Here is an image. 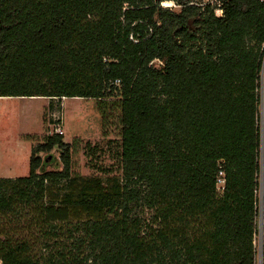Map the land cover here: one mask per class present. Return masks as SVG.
I'll return each mask as SVG.
<instances>
[{
    "label": "trees",
    "instance_id": "trees-1",
    "mask_svg": "<svg viewBox=\"0 0 264 264\" xmlns=\"http://www.w3.org/2000/svg\"><path fill=\"white\" fill-rule=\"evenodd\" d=\"M263 45L264 0H0V97L120 99L122 163L72 177L61 134L34 146L0 178L1 264H255ZM70 216L36 258L22 232Z\"/></svg>",
    "mask_w": 264,
    "mask_h": 264
},
{
    "label": "rangeland",
    "instance_id": "rangeland-1",
    "mask_svg": "<svg viewBox=\"0 0 264 264\" xmlns=\"http://www.w3.org/2000/svg\"><path fill=\"white\" fill-rule=\"evenodd\" d=\"M163 3H166L161 4L165 9L178 10L172 2ZM263 80L264 62L261 72L262 84ZM262 108L260 107L259 112ZM262 114L264 124V112ZM57 129L61 130L63 142L72 145L70 176L99 178L104 183L110 177L122 178L120 99L61 98L60 100H48L46 98L8 97H0V178L27 176L31 149L45 143L47 137L51 135H60L56 132ZM61 153L62 151L57 147L50 152L40 153L39 156L45 160L43 171L62 170L64 164ZM263 174L264 151L260 156L259 186L256 191L259 217L256 234L253 237L256 251L255 264H264L262 251L264 246ZM221 185L220 183L219 187ZM218 192L222 193L221 188ZM144 212L148 217L150 212L147 210ZM78 221L77 218L70 216L69 223L61 224L62 234L57 231L55 236L47 237L48 239H45L40 231L41 228L48 231L50 228L48 226L34 225L22 233L31 239L32 243L37 239L33 253L36 258H45L49 252L61 245L69 246L68 243L71 242L69 232L70 234L72 232L70 224Z\"/></svg>",
    "mask_w": 264,
    "mask_h": 264
},
{
    "label": "built area",
    "instance_id": "built-area-1",
    "mask_svg": "<svg viewBox=\"0 0 264 264\" xmlns=\"http://www.w3.org/2000/svg\"><path fill=\"white\" fill-rule=\"evenodd\" d=\"M217 12H219V13L221 14L220 11H217ZM217 12H216V13H217ZM220 14H219V15H220ZM56 132L62 134V133H61V130H59V129H57ZM220 183L222 184L221 187H219V184H220ZM220 188H221V192H223V191H224V179L222 178V173H220V177L217 179L216 191L218 192V191L220 190ZM218 193H219V192H218Z\"/></svg>",
    "mask_w": 264,
    "mask_h": 264
},
{
    "label": "water",
    "instance_id": "water-1",
    "mask_svg": "<svg viewBox=\"0 0 264 264\" xmlns=\"http://www.w3.org/2000/svg\"><path fill=\"white\" fill-rule=\"evenodd\" d=\"M262 112H263V109H262V111H261V131L263 132V120H262V118H263V114H262ZM262 144H263V142H262ZM261 155H263V145L261 146ZM263 179H264V174H263Z\"/></svg>",
    "mask_w": 264,
    "mask_h": 264
},
{
    "label": "crops",
    "instance_id": "crops-1",
    "mask_svg": "<svg viewBox=\"0 0 264 264\" xmlns=\"http://www.w3.org/2000/svg\"><path fill=\"white\" fill-rule=\"evenodd\" d=\"M40 99H41V98H40ZM48 100H49V99H48ZM62 105H64V104H62ZM62 105H61V106H62Z\"/></svg>",
    "mask_w": 264,
    "mask_h": 264
},
{
    "label": "bare ground",
    "instance_id": "bare-ground-1",
    "mask_svg": "<svg viewBox=\"0 0 264 264\" xmlns=\"http://www.w3.org/2000/svg\"><path fill=\"white\" fill-rule=\"evenodd\" d=\"M162 4H166V3H162Z\"/></svg>",
    "mask_w": 264,
    "mask_h": 264
}]
</instances>
